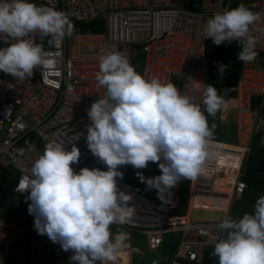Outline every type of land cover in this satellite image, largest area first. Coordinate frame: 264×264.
<instances>
[{"label":"built area","instance_id":"obj_1","mask_svg":"<svg viewBox=\"0 0 264 264\" xmlns=\"http://www.w3.org/2000/svg\"><path fill=\"white\" fill-rule=\"evenodd\" d=\"M45 4L46 0H34ZM58 10L69 16L73 24L103 21V31L80 32L76 26L71 36L59 45H49V38L38 34L29 38L45 49L44 69L37 67L29 79H16L0 72V172L7 169L15 175L11 195L29 196L25 190L32 179L31 169L43 150L24 146L29 136L36 137L45 147L51 140L61 141L71 150L73 144L81 150L76 172L83 167L107 170L87 145L91 120L88 111L106 88L98 86L96 74L100 57L105 52L119 51L128 59L137 51L142 58L141 74L147 79L159 78L173 82L182 93L193 96L202 105L206 84V37L204 22L217 12L235 8L227 0H52ZM253 12L261 14L254 28L264 27V0H237ZM143 34L137 40L136 35ZM260 36V33L254 32ZM13 42V41H10ZM4 44V43H3ZM240 47L238 42H235ZM8 45L4 44L3 47ZM137 50H136V48ZM254 61H240L235 92V142L226 143L212 137L209 140L203 169L189 179L188 206L183 216L174 215L181 194L179 185L160 191L142 182L154 177L158 163L149 162L143 169L129 170L117 178L118 191L130 194L128 201L135 209L139 225H119L146 238L150 251H158L171 234H179L168 264H202L205 252L214 248L225 233L217 225L236 195L247 184L242 180L245 158L256 135L264 147V36L256 46ZM201 81L200 92L194 91L190 78ZM262 102L253 108V99ZM207 115V113H205ZM230 155L232 165L217 162L215 156ZM219 213L218 219L194 220V211ZM23 232V225L0 217V264H7Z\"/></svg>","mask_w":264,"mask_h":264},{"label":"clouds","instance_id":"obj_2","mask_svg":"<svg viewBox=\"0 0 264 264\" xmlns=\"http://www.w3.org/2000/svg\"><path fill=\"white\" fill-rule=\"evenodd\" d=\"M261 14L243 3L217 12L204 22V32L214 45L238 42V60L244 64L258 55L256 46L264 27L254 28ZM74 25L52 0L37 4L34 0H0V72L16 79H29L37 67L44 69L47 53L41 44L29 38L39 35L59 45L72 35ZM260 33V36L254 34ZM13 41V42H10ZM227 65L218 70L223 76ZM190 78L194 91L200 82ZM98 86L106 88L88 111L91 124L87 145L107 170L83 167L76 172L81 150L73 144L49 141L34 162L29 191V214L34 228L47 235L62 250L72 251L75 264H103L115 261L127 233L113 234L111 225H125L135 215L128 204L130 194L118 191L117 178H123L121 165L136 169L158 163L161 174L141 176L142 182L160 191L175 187L182 179H194L202 171L215 124L208 116L219 112L224 95L212 84L203 88L202 105L193 96L181 92L173 82L147 79L136 71L128 57L119 51H107L100 57L96 74ZM207 113V115L205 114ZM217 228L225 233L211 255L219 264H264V195L253 213L234 219L225 215Z\"/></svg>","mask_w":264,"mask_h":264},{"label":"trees","instance_id":"obj_3","mask_svg":"<svg viewBox=\"0 0 264 264\" xmlns=\"http://www.w3.org/2000/svg\"><path fill=\"white\" fill-rule=\"evenodd\" d=\"M188 1V0H187ZM199 1V0H198ZM80 32H102L103 31V21L101 19L81 24H73ZM7 45V44H6ZM0 47L3 45L0 42ZM136 48V47H135ZM137 50V48H136ZM241 50V47L237 46L235 42L231 44L225 42L221 45H214L211 40L206 41V84L214 85L218 93H220L223 88H233L236 84L237 71L239 68L240 61L238 60V54ZM130 63L135 67L136 71L141 73L142 58L141 55L135 51L129 58ZM227 65V69L221 76L218 66L219 64ZM262 102L261 98L253 99V108L257 107L259 103ZM264 102V101H263ZM264 112V107L261 109ZM221 115L220 111L217 112L215 117L208 116L209 125L215 124L214 132L217 133L216 127L219 124V120H216L218 116ZM24 146L35 145L41 150H44L43 144L33 135L29 136L24 142ZM134 167L129 165V170H133ZM156 176L161 174V170L158 167V164L153 168ZM10 173L7 169H3L0 172V217L7 219L10 212L16 211L19 209L20 204H24V208L27 209L29 201H21L16 196L10 195L11 186H10ZM242 180L247 184L245 192H243L242 197L237 200V206L230 209L229 214L234 219H240L245 213L254 214V206L257 199L264 195V147L259 144V135L254 137L251 150L248 153L247 157L243 163L242 169ZM182 189L181 199L177 209L174 210L173 214L178 216H183L186 212L187 206V193L189 187V179H182ZM10 195L7 209L4 211L3 203L5 199ZM34 215L31 221H28L27 224H23V232L20 236L19 241L17 242L15 248H20L21 246L26 245L27 240L32 238L37 232L34 228ZM18 223V222H17ZM19 224V223H18ZM113 225V224H112ZM134 234V233H133ZM172 243V244H170ZM175 241H166L164 244L171 245L170 254H172L175 248ZM131 247H135V244L131 242ZM213 248H209L204 255L202 264H219L217 257H213L211 252ZM117 255V254H116ZM182 264H188L183 262Z\"/></svg>","mask_w":264,"mask_h":264},{"label":"rangeland","instance_id":"obj_4","mask_svg":"<svg viewBox=\"0 0 264 264\" xmlns=\"http://www.w3.org/2000/svg\"><path fill=\"white\" fill-rule=\"evenodd\" d=\"M143 34H137L136 39H142ZM220 94L224 95L225 104L223 108L220 110L222 115L221 119H219V124L216 127V131L220 134L219 140L226 143H234L235 142V132H236V125H235V116H234V108H235V92L234 88H223L220 91ZM180 190L183 193L182 184H180ZM242 194L236 195L234 200H232L231 206L229 208L237 206V200L242 197ZM26 212H19L14 215V219L17 220L16 222H23L25 219ZM115 224V223H114ZM111 231L115 234L117 232H125L127 233V239L123 247L117 252V259H121L124 263L127 262V253H130L131 260L134 261V264H168V261L171 258L170 248L171 245L165 244L161 247L159 251H150L149 245L146 243V238L142 235L134 233L129 229H124L117 224L111 225ZM134 233V234H133ZM129 237V238H128ZM171 242H176L179 238V234H171L167 237ZM133 242L136 247H131L127 242ZM128 244V245H127ZM172 244V243H170ZM130 247V248H129ZM61 246L59 243H53L47 235H40L38 234L36 237L29 240L28 250H27V262L31 264H47L49 262H58L56 257H59L61 252ZM127 252V253H126ZM17 254V248L11 253L9 259L13 261ZM118 259V260H119ZM20 261L23 262L22 258ZM109 262V261H108Z\"/></svg>","mask_w":264,"mask_h":264},{"label":"crops","instance_id":"obj_5","mask_svg":"<svg viewBox=\"0 0 264 264\" xmlns=\"http://www.w3.org/2000/svg\"><path fill=\"white\" fill-rule=\"evenodd\" d=\"M227 1H230L231 3H233V4H235L236 5V7L238 6V2H237V0H227ZM1 44L2 45H4L2 42H1ZM235 81H237V80H235ZM221 117H222V115H220V119H221ZM217 120V119H216ZM217 134H218V137L220 136V134L217 132ZM35 146V145H34ZM37 147V146H36ZM40 149V148H39ZM44 151V150H43ZM9 179H10V186L12 185V183H13V181H14V179H15V175H10V177H9ZM179 193L181 194V190H180V185H179ZM10 195H11V192H10ZM10 195L5 199V201H4V203H3V210L5 211L6 209H7V206H8V202H9V198H10ZM19 200H21V201H25V200H28L29 201V203H31V201L28 199V197H26V198H19V197H17ZM7 199H8V201H7ZM187 206H188V193H187ZM187 206H186V208H187ZM26 212L25 213V219H24V221L23 222H18L19 224H21V225H23V224H27L28 223V221H31V219H32V217H33V214H29V212H28V208L27 209H25L24 208V204L23 203H21L20 204V207H19V209H17L16 211H13V212H10L9 213V216H8V218L7 219H9V220H11V221H14L15 223H17L16 221L17 220H15L14 219V215H16L17 213H19V212ZM17 223V224H18ZM114 226H115V224H113ZM113 233H114V231H113ZM38 235V233L36 232L35 233V235L32 237V238H34V237H36ZM32 238H29L28 240H27V243H26V245H24V246H21L20 248H18L17 249V254H16V256H15V258H13L14 260L12 261L11 260V262H10V260L8 261V263L7 264H31V263H28L27 262V250H28V245H29V240H31ZM129 238V237H128ZM128 241V240H127ZM129 245L131 244V242H127ZM146 243H147V241H146ZM127 244V245H128ZM175 245H176V243H175ZM136 247V246H135ZM130 248V247H129ZM61 249V252H60V254H59V257H56L58 260V262H56V263H54V262H49V263H47V264H75V262H72L71 260H70V257L73 255V253H72V251H64V250H62V248H60ZM161 249V248H160ZM159 249V250H160ZM158 250V251H159ZM127 253V252H126ZM20 258H22V260H23V262L22 261H20ZM127 262L126 263H124L123 261H122V258L121 259H116L115 261H104L103 262V264H134V261L133 260H131V256H130V253H127ZM11 259V258H10Z\"/></svg>","mask_w":264,"mask_h":264},{"label":"water","instance_id":"obj_6","mask_svg":"<svg viewBox=\"0 0 264 264\" xmlns=\"http://www.w3.org/2000/svg\"><path fill=\"white\" fill-rule=\"evenodd\" d=\"M220 119V115L218 116L217 120ZM212 138L213 139H216L217 138V133L216 132H213V135H212ZM8 201V199H7ZM222 215L219 214V213H212V212H206V211H194L192 213V218L194 220H206V219H218L220 218Z\"/></svg>","mask_w":264,"mask_h":264},{"label":"bare ground","instance_id":"obj_7","mask_svg":"<svg viewBox=\"0 0 264 264\" xmlns=\"http://www.w3.org/2000/svg\"><path fill=\"white\" fill-rule=\"evenodd\" d=\"M229 156L230 155H219V154H217V156H215V160L217 162H220L221 164L232 165L231 162H230V157ZM129 223L134 224V225H139L140 224V220L137 217H133V219Z\"/></svg>","mask_w":264,"mask_h":264}]
</instances>
